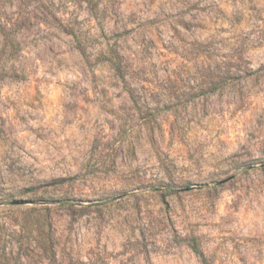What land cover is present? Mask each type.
Segmentation results:
<instances>
[{
    "label": "rangeland",
    "instance_id": "374dc122",
    "mask_svg": "<svg viewBox=\"0 0 264 264\" xmlns=\"http://www.w3.org/2000/svg\"><path fill=\"white\" fill-rule=\"evenodd\" d=\"M192 238L264 264V0H0V264H202Z\"/></svg>",
    "mask_w": 264,
    "mask_h": 264
},
{
    "label": "trees",
    "instance_id": "16d2710c",
    "mask_svg": "<svg viewBox=\"0 0 264 264\" xmlns=\"http://www.w3.org/2000/svg\"><path fill=\"white\" fill-rule=\"evenodd\" d=\"M79 46V45H78ZM78 49L80 50V53L85 57V52L83 49H81V47L79 46ZM109 60L110 66L112 67V69L115 71L116 75L123 81L125 82V77H126V73L125 70L122 66V64L119 62V57H111ZM86 62H88V59L86 57ZM190 246L192 251L199 256L202 264H208L203 253L200 251L198 244H197V240L195 238L191 239L190 242Z\"/></svg>",
    "mask_w": 264,
    "mask_h": 264
}]
</instances>
